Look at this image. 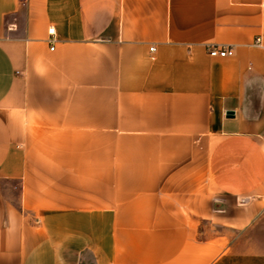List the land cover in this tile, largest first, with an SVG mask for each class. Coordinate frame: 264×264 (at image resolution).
Segmentation results:
<instances>
[{
	"label": "crops",
	"instance_id": "crops-1",
	"mask_svg": "<svg viewBox=\"0 0 264 264\" xmlns=\"http://www.w3.org/2000/svg\"><path fill=\"white\" fill-rule=\"evenodd\" d=\"M0 264H264V0H0Z\"/></svg>",
	"mask_w": 264,
	"mask_h": 264
},
{
	"label": "built area",
	"instance_id": "built-area-1",
	"mask_svg": "<svg viewBox=\"0 0 264 264\" xmlns=\"http://www.w3.org/2000/svg\"><path fill=\"white\" fill-rule=\"evenodd\" d=\"M48 33L50 34V43L52 44L50 49H53V43L55 40L54 28L53 27L48 28ZM255 43L260 44L259 37L255 38ZM150 49L153 50V47ZM206 51L210 56L225 57L233 54V48L231 46L223 45V44H209L206 46Z\"/></svg>",
	"mask_w": 264,
	"mask_h": 264
}]
</instances>
